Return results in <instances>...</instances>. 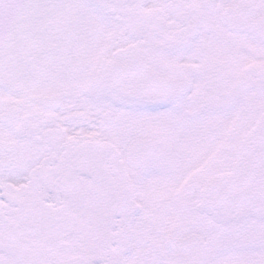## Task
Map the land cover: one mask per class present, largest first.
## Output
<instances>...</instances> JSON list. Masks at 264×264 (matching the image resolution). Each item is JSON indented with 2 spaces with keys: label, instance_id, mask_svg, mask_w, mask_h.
<instances>
[{
  "label": "snow or ice",
  "instance_id": "snow-or-ice-1",
  "mask_svg": "<svg viewBox=\"0 0 264 264\" xmlns=\"http://www.w3.org/2000/svg\"><path fill=\"white\" fill-rule=\"evenodd\" d=\"M0 264H264V0H0Z\"/></svg>",
  "mask_w": 264,
  "mask_h": 264
}]
</instances>
